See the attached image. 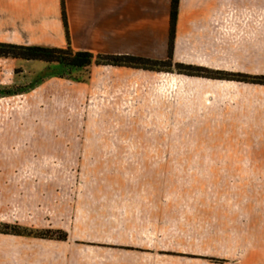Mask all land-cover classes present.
<instances>
[{"label": "rangeland", "instance_id": "1", "mask_svg": "<svg viewBox=\"0 0 264 264\" xmlns=\"http://www.w3.org/2000/svg\"><path fill=\"white\" fill-rule=\"evenodd\" d=\"M38 61L0 57V155L32 156L39 194L0 215V264H246L264 238V130L207 129L215 116L173 89L103 128L69 81L86 70ZM188 65L154 71L209 77Z\"/></svg>", "mask_w": 264, "mask_h": 264}, {"label": "crops", "instance_id": "2", "mask_svg": "<svg viewBox=\"0 0 264 264\" xmlns=\"http://www.w3.org/2000/svg\"><path fill=\"white\" fill-rule=\"evenodd\" d=\"M171 9L172 0H0V43L171 58L174 64L222 75L93 64L89 80L76 83L100 107L96 112L103 115V128L109 119L125 123L129 114L151 113L173 89L190 90L197 113L215 116L207 129L264 130V84L227 76H264V0H179L170 52ZM35 64L42 66L38 60ZM34 161L29 154L0 155V163H12L0 165L1 216H8L9 209L22 214L39 201L33 182L24 181L37 170L23 162ZM239 256L241 263L264 264V238L246 257L242 250Z\"/></svg>", "mask_w": 264, "mask_h": 264}, {"label": "trees", "instance_id": "3", "mask_svg": "<svg viewBox=\"0 0 264 264\" xmlns=\"http://www.w3.org/2000/svg\"><path fill=\"white\" fill-rule=\"evenodd\" d=\"M179 0H172L171 9V28H170V52L173 48V43L176 33V22L178 16ZM65 16V15H64ZM0 57L23 58L28 60H43L47 62H59L75 68L85 69L86 76L82 78H69L77 82H86L90 78V66L97 65H116L128 66L135 68H143L149 70H157V67H165L173 64L171 58L168 60H155L151 58L134 56V55H116L93 53L88 50L77 51L71 45L65 48H50L37 45H21L13 43H0ZM175 65H181L176 63ZM188 69H194L188 65ZM194 70L205 71L208 76H215L216 73H211L207 69L195 68ZM228 77H239L240 80L264 84V76L251 77L244 74H231Z\"/></svg>", "mask_w": 264, "mask_h": 264}]
</instances>
